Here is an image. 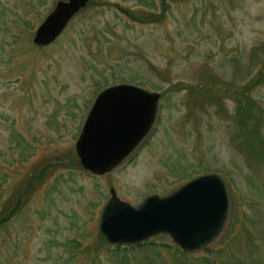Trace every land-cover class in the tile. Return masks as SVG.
Wrapping results in <instances>:
<instances>
[{
	"label": "rangeland",
	"instance_id": "rangeland-1",
	"mask_svg": "<svg viewBox=\"0 0 264 264\" xmlns=\"http://www.w3.org/2000/svg\"><path fill=\"white\" fill-rule=\"evenodd\" d=\"M55 1L0 0L3 191L17 194L32 183L0 229V257L8 264H112L103 246L88 249L109 186L136 205L215 172L229 192L226 225L210 251L193 252L184 264H198L201 253L210 264H264V163L239 150L230 119L237 102L225 97L256 102L264 139V78L254 82L264 62V0H88L51 43L37 46L33 31ZM118 82L158 91L156 120L129 159L93 175L78 167L74 141L95 93ZM41 168L46 175L35 184ZM70 238L87 247L72 258L63 245ZM141 253H128L129 263L145 256L150 264H181L163 249L162 261Z\"/></svg>",
	"mask_w": 264,
	"mask_h": 264
},
{
	"label": "water",
	"instance_id": "water-1",
	"mask_svg": "<svg viewBox=\"0 0 264 264\" xmlns=\"http://www.w3.org/2000/svg\"><path fill=\"white\" fill-rule=\"evenodd\" d=\"M88 0H56L36 25L31 41L51 43ZM160 93L127 82L109 84L93 96L74 141L80 166L93 175L125 162L154 126ZM99 209L97 230L109 244H137L166 235L182 252L213 243L226 225L229 192L215 172L195 175L165 194L150 193L131 205L109 186Z\"/></svg>",
	"mask_w": 264,
	"mask_h": 264
},
{
	"label": "trees",
	"instance_id": "trees-1",
	"mask_svg": "<svg viewBox=\"0 0 264 264\" xmlns=\"http://www.w3.org/2000/svg\"><path fill=\"white\" fill-rule=\"evenodd\" d=\"M146 19H150L151 22H157L159 16L156 15V18L149 14ZM264 62L262 64V70L259 69L256 74V78L254 79V82L259 83L264 78ZM220 89V88H219ZM204 93H208L207 89L204 90ZM214 95L211 98H208L210 101L215 100L217 97V92L213 91ZM223 94V93H222ZM232 101L237 102V106L235 107L234 113L230 114V119L232 123L236 127V133L234 134V138L237 140V145L239 150L248 158H250L253 161H258L261 163H264V139L260 135V126L262 124V111L260 107L256 104V102L249 97L248 95L239 96L237 100L231 96L227 95L225 96ZM243 115H246L244 117ZM15 140V139H14ZM239 140V141H238ZM20 143V142H18ZM245 145V149H242L241 144ZM78 167L80 165L77 163ZM176 171H180V173H183V170L180 168H175ZM47 170L45 168H41L35 177L32 178L33 182L35 184L39 183L46 175ZM50 173V171H48ZM184 175V174H183ZM7 174L5 171L0 173V229L4 227L12 218L13 216L21 209V207L24 204V195L29 192L32 189V183L27 186H25V189H22L21 192L13 195H9L8 193H4L3 186L6 183ZM179 178L183 179L184 177L182 174H179ZM255 186V185H254ZM165 235H159L157 238L148 239L146 241L140 242L138 244H109L106 242V240L103 238V236L100 233H97V239L96 241L91 244V247L88 248L93 251V253H97V250L103 246L106 250V253L108 254V258L111 259L112 264H130L129 263V254L128 253H137L143 254V252H155V258H159L160 261H162V253H160V250L163 249L164 251H167L168 254H170L172 257L176 258L181 264H184L185 262L183 259L193 256L191 253H184L180 251L176 246L169 243H163L159 242L156 239H163L165 238ZM5 240L2 238L0 240V243H4ZM64 249H67L70 254L71 258L75 255L76 252L86 249L87 247L83 246L81 247L80 241L77 238H70L64 242ZM111 246H114L113 251L111 252ZM153 246V247H149ZM210 246V245H209ZM207 246L205 249H203V252L210 251V247ZM157 250H153V249ZM134 249V251H132ZM215 251V250H213ZM144 259L141 260L138 264H150L149 262L145 261ZM200 258V259H199ZM7 256L3 253L0 257V264H8L6 262ZM132 261V259H131ZM203 264H210L208 259L206 257H203V254L201 253V256H198V259L196 260ZM153 262V261H152ZM155 264V262H153Z\"/></svg>",
	"mask_w": 264,
	"mask_h": 264
}]
</instances>
